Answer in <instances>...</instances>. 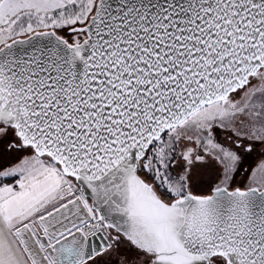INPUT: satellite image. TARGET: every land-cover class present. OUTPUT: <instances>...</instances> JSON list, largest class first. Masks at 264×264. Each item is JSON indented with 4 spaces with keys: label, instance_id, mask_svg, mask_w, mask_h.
<instances>
[{
    "label": "snow or ice",
    "instance_id": "obj_1",
    "mask_svg": "<svg viewBox=\"0 0 264 264\" xmlns=\"http://www.w3.org/2000/svg\"><path fill=\"white\" fill-rule=\"evenodd\" d=\"M260 145L264 0H0V264H264Z\"/></svg>",
    "mask_w": 264,
    "mask_h": 264
},
{
    "label": "rangeland",
    "instance_id": "obj_2",
    "mask_svg": "<svg viewBox=\"0 0 264 264\" xmlns=\"http://www.w3.org/2000/svg\"><path fill=\"white\" fill-rule=\"evenodd\" d=\"M222 133L224 134L226 132L222 129H217L216 132H214L213 135L216 142L223 144L225 147H234L232 142L226 139L225 135ZM261 161H264V145L254 146L252 152L242 151L243 166L237 171V173H235L234 178L230 182V186L232 188L246 187L253 170L257 168ZM12 162L14 161L0 159V164ZM222 178L223 173L220 165L208 157L206 158L205 164L197 168L192 174V180L190 181L189 187L194 194H207L212 188L217 186Z\"/></svg>",
    "mask_w": 264,
    "mask_h": 264
},
{
    "label": "water",
    "instance_id": "obj_3",
    "mask_svg": "<svg viewBox=\"0 0 264 264\" xmlns=\"http://www.w3.org/2000/svg\"><path fill=\"white\" fill-rule=\"evenodd\" d=\"M236 188V187H235ZM213 189V188H212ZM212 189L210 190V192H208L207 194H211V191ZM207 194H196V195H207Z\"/></svg>",
    "mask_w": 264,
    "mask_h": 264
},
{
    "label": "flooded vegetation",
    "instance_id": "obj_4",
    "mask_svg": "<svg viewBox=\"0 0 264 264\" xmlns=\"http://www.w3.org/2000/svg\"><path fill=\"white\" fill-rule=\"evenodd\" d=\"M223 134V133H222ZM223 135H225V137H226V139H228V135L229 134H226V133H224ZM229 140V139H228ZM223 145V144H222ZM216 187V186H215Z\"/></svg>",
    "mask_w": 264,
    "mask_h": 264
},
{
    "label": "crops",
    "instance_id": "obj_5",
    "mask_svg": "<svg viewBox=\"0 0 264 264\" xmlns=\"http://www.w3.org/2000/svg\"><path fill=\"white\" fill-rule=\"evenodd\" d=\"M13 183H14V181H13Z\"/></svg>",
    "mask_w": 264,
    "mask_h": 264
}]
</instances>
